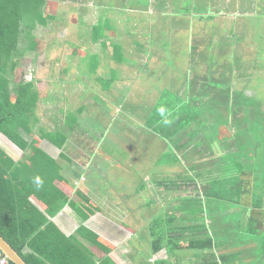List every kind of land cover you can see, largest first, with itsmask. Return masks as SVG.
Masks as SVG:
<instances>
[{
	"label": "crops",
	"instance_id": "0c3cea01",
	"mask_svg": "<svg viewBox=\"0 0 264 264\" xmlns=\"http://www.w3.org/2000/svg\"><path fill=\"white\" fill-rule=\"evenodd\" d=\"M42 1L12 80L38 91L28 151L63 167L52 221L99 264H263L251 215L213 197L264 131V0Z\"/></svg>",
	"mask_w": 264,
	"mask_h": 264
},
{
	"label": "trees",
	"instance_id": "16d2710c",
	"mask_svg": "<svg viewBox=\"0 0 264 264\" xmlns=\"http://www.w3.org/2000/svg\"><path fill=\"white\" fill-rule=\"evenodd\" d=\"M42 6V0H0V137L11 142L18 151H23L25 157L16 161L0 147V235L28 264H99L91 250L76 238L67 236L52 221L68 202L67 195L57 186V182H65L63 167L41 147L39 151H31L33 154L28 151L30 144L22 133V130L27 133L31 128L35 130L39 122L38 91L34 82H14L12 79L19 70L22 58L20 44L23 37H29L26 32L31 28V22L42 23ZM193 116L191 119L190 113L185 119L182 115L175 123L180 128L200 118L199 113ZM256 117L262 119L261 115ZM157 118L150 117L149 120ZM254 118L251 116V120ZM173 131L179 133L180 130ZM262 133V130H248L246 136L252 137V145H242V161L232 163L234 167L227 174L230 189L213 198L240 205L244 214L248 212L251 215L245 224L249 226L250 233L259 236L258 253L264 264ZM52 141L60 147L57 140L52 138ZM192 180L195 190L203 189L201 175ZM246 198L252 202L242 204ZM86 238L98 246L97 238L88 235ZM211 242L206 243V249H213ZM9 264L15 263L9 261Z\"/></svg>",
	"mask_w": 264,
	"mask_h": 264
},
{
	"label": "water",
	"instance_id": "95a60500",
	"mask_svg": "<svg viewBox=\"0 0 264 264\" xmlns=\"http://www.w3.org/2000/svg\"><path fill=\"white\" fill-rule=\"evenodd\" d=\"M0 250L15 264H28L20 253L12 248V246L0 235Z\"/></svg>",
	"mask_w": 264,
	"mask_h": 264
},
{
	"label": "rangeland",
	"instance_id": "374dc122",
	"mask_svg": "<svg viewBox=\"0 0 264 264\" xmlns=\"http://www.w3.org/2000/svg\"><path fill=\"white\" fill-rule=\"evenodd\" d=\"M29 67H30V64H28L26 68H29ZM15 75H18V78H19V70L17 71V73H16ZM181 75L183 76V73H182V72H181ZM182 79H183V78H182ZM182 79H181V80H182ZM262 86H264V81L262 82ZM257 94L260 95V94H264V93H263V91H259V90H258V93H257ZM262 100H263V102H264V99H262ZM205 105H206V104H205ZM17 150H18V149H17ZM22 152H23V151H19V152H18V156H19V157H22V156H23L22 154H24V153H22ZM112 154H113V153H111V155H112ZM103 164L106 165L105 162H103Z\"/></svg>",
	"mask_w": 264,
	"mask_h": 264
},
{
	"label": "built area",
	"instance_id": "2783aa9c",
	"mask_svg": "<svg viewBox=\"0 0 264 264\" xmlns=\"http://www.w3.org/2000/svg\"><path fill=\"white\" fill-rule=\"evenodd\" d=\"M0 264H9V260L0 250Z\"/></svg>",
	"mask_w": 264,
	"mask_h": 264
},
{
	"label": "clouds",
	"instance_id": "9594fccd",
	"mask_svg": "<svg viewBox=\"0 0 264 264\" xmlns=\"http://www.w3.org/2000/svg\"><path fill=\"white\" fill-rule=\"evenodd\" d=\"M2 252V251H1ZM3 253V252H2ZM4 254V253H3ZM8 259V258H7Z\"/></svg>",
	"mask_w": 264,
	"mask_h": 264
}]
</instances>
